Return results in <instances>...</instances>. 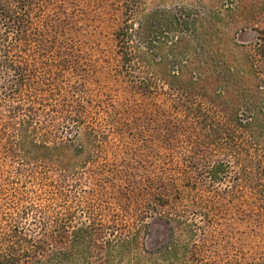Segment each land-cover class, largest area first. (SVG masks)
Wrapping results in <instances>:
<instances>
[{"label":"trees","instance_id":"1","mask_svg":"<svg viewBox=\"0 0 264 264\" xmlns=\"http://www.w3.org/2000/svg\"><path fill=\"white\" fill-rule=\"evenodd\" d=\"M227 1L229 15L210 17L145 13L142 0H0V264H175L197 236L177 207L187 190L193 206L211 194L205 210L251 193L264 209V0ZM247 28L261 37L238 44ZM37 64L79 77L70 102L46 107L53 94L28 79ZM29 184L44 205L26 203ZM156 213L170 241L147 251Z\"/></svg>","mask_w":264,"mask_h":264},{"label":"rangeland","instance_id":"2","mask_svg":"<svg viewBox=\"0 0 264 264\" xmlns=\"http://www.w3.org/2000/svg\"><path fill=\"white\" fill-rule=\"evenodd\" d=\"M230 3L232 2H228L227 0H142V7L145 13L155 9L187 8L195 9L197 12L206 15L209 14L210 17H216L218 15H229V11L222 4L230 8ZM92 12L87 14L93 15ZM94 22H96V19H94ZM258 26L257 29L261 28L264 30V20ZM260 35L258 31L247 28L237 31L234 36L238 44L248 46L258 42V38L261 37ZM27 70L28 79L32 82L36 81L47 85L45 93L49 96L53 94L52 101L46 103V107H49L53 103V99L61 100L63 99L61 97L65 96L69 97L70 102L72 98H70L71 92L68 91V88L72 85H75L76 88L81 81L77 75H72L71 72H65L62 79H55L49 73L56 71V69L46 65L37 64ZM4 73V76L0 80L1 83H4L10 77V72L4 71ZM57 83L62 85L61 93L53 90V87L58 85ZM102 83L106 85L105 80H102ZM89 85L87 84L89 88L88 94L92 97L97 95V89ZM100 85L102 86L101 83ZM107 87L106 90L109 88L113 90V85H107ZM114 93H116L115 90H113ZM49 96L43 99L46 100ZM25 99L15 97L13 101L14 103H23ZM2 104V109L5 110L9 102L4 100ZM47 113L48 111L43 110L42 117ZM208 193L207 190L203 189L200 199L206 202L207 196L210 197L211 195H208ZM47 194L40 191L35 184H29L26 188V203L32 202L42 206L44 205L43 200L47 198ZM193 195V191L187 190L184 200L177 207L183 210L184 221L194 224L197 236L194 242L186 246V256L182 254L178 255L175 259V264H235L239 252L243 257H257L255 261H257V264H261L262 260H264V209L262 206L260 207L251 203V201L255 200L254 195L252 193L247 194L243 198L244 200H235L233 206H223L221 209L216 210L202 209L201 207L204 203L202 201L199 205H191ZM174 204L176 205V202ZM146 221V233L142 238L145 250L155 251L169 243L171 235L170 227L169 222L164 217L156 213L146 218ZM204 235H206V238H203Z\"/></svg>","mask_w":264,"mask_h":264}]
</instances>
